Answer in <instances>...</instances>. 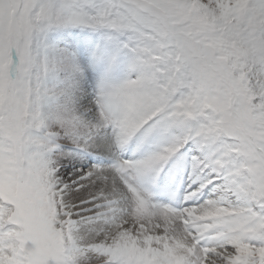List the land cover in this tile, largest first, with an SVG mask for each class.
I'll return each instance as SVG.
<instances>
[{"label": "snow or ice", "instance_id": "1", "mask_svg": "<svg viewBox=\"0 0 264 264\" xmlns=\"http://www.w3.org/2000/svg\"><path fill=\"white\" fill-rule=\"evenodd\" d=\"M0 264H264V0H0Z\"/></svg>", "mask_w": 264, "mask_h": 264}, {"label": "rangeland", "instance_id": "2", "mask_svg": "<svg viewBox=\"0 0 264 264\" xmlns=\"http://www.w3.org/2000/svg\"><path fill=\"white\" fill-rule=\"evenodd\" d=\"M67 38L72 39L75 41L76 45L79 46L81 43H86L88 45H91L95 40L96 36L93 33L84 31L79 32L77 31L75 34H69L66 32H54L51 34L52 41L57 44L60 47H64L67 44ZM89 90L91 91V86H89ZM134 153V147L127 151L124 154V159H139L142 156L147 154V150L141 151L139 153H136L135 156ZM98 159H101L105 164L108 163L107 160H104L103 157H99ZM84 162V163H83ZM73 163H78L81 166L84 167V170H87V167L90 165L86 164L85 160L75 161ZM67 169H71L67 172V175L69 177L75 176L78 172V169L73 167V164H68L65 166ZM187 174L183 170H177L176 166L172 163L169 164L168 168L165 170L164 173L161 174V177L156 183V186L160 188L159 195H154L157 202L164 204V205H171L173 207H176L178 210L182 207H191L196 206V201H189L187 203L183 200V195L186 192L187 189ZM172 193H175L176 198L175 200H172L173 202L168 201L166 197H171ZM88 194V193H87ZM161 195V197H160ZM169 200H171L169 198Z\"/></svg>", "mask_w": 264, "mask_h": 264}, {"label": "bare ground", "instance_id": "3", "mask_svg": "<svg viewBox=\"0 0 264 264\" xmlns=\"http://www.w3.org/2000/svg\"><path fill=\"white\" fill-rule=\"evenodd\" d=\"M84 195L87 196L88 195L87 192H85ZM160 197H161V195H160ZM169 198L171 199V197H166V199H169ZM168 201L173 202L172 199L171 200H168Z\"/></svg>", "mask_w": 264, "mask_h": 264}]
</instances>
